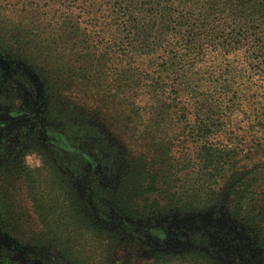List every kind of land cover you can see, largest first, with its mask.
I'll use <instances>...</instances> for the list:
<instances>
[{
  "label": "trees",
  "instance_id": "trees-1",
  "mask_svg": "<svg viewBox=\"0 0 264 264\" xmlns=\"http://www.w3.org/2000/svg\"><path fill=\"white\" fill-rule=\"evenodd\" d=\"M0 17V50L43 83L40 114L20 129L9 169L28 185L43 226L30 242L89 264L78 232L105 248L107 264L119 235L98 217L155 222L212 208L250 226L264 257V0H0ZM74 83L112 101L135 147L102 140L106 167H94L97 128L88 120L69 122L79 136L68 150L41 135L47 121L65 120L59 99ZM87 161L95 164L84 175ZM63 211L56 226L52 213ZM11 217L0 198L2 230ZM188 233L191 246L158 249L144 264H226L208 250L207 232Z\"/></svg>",
  "mask_w": 264,
  "mask_h": 264
},
{
  "label": "rangeland",
  "instance_id": "rangeland-1",
  "mask_svg": "<svg viewBox=\"0 0 264 264\" xmlns=\"http://www.w3.org/2000/svg\"><path fill=\"white\" fill-rule=\"evenodd\" d=\"M18 7L19 5L17 9ZM16 19L18 24L20 21L18 14ZM1 21L2 17H0ZM6 24L0 27H5ZM10 36L11 34L8 33L7 37L10 38ZM0 69L4 73L1 79L4 91L0 94V198L9 202L12 215L10 223L5 225V231L0 232V264H39V260L43 264H69L62 258L53 243L48 242V246H45L30 242L34 233L41 231L43 226L33 208L28 185L17 181L16 167L9 170L10 164L17 158L20 129L34 120L40 112L39 105L35 106L37 103L34 101L38 94L37 88L39 92H43V83L37 72L21 61L16 54L3 50H0ZM79 86V83H74L73 89L62 93V98L59 99L60 102H65L63 105L66 109L65 120L62 121V115L58 117L61 120L56 118L47 121L49 134L45 135L42 131L41 135L47 142L56 143L59 147L63 146V150H68L67 147L70 149L73 145L72 141L79 136L74 133V128L68 129L69 122L75 124L88 120L90 125L96 124L95 143L100 156H97L94 167L103 168L106 167L104 163L107 161H101L105 158V144L101 143L102 140L107 143L116 142L118 147L126 146L125 149L135 147L128 145L127 133L117 116L113 114L112 101L103 103L102 94L97 92L86 94ZM104 105L107 106L106 109L100 110ZM32 122L34 124V121ZM56 134H59L61 138ZM87 137L92 138L88 135ZM28 161L32 166L41 165V160L37 156H30ZM91 163L88 161L83 163L84 175L90 173V166L95 164ZM105 178L106 183L111 182L109 177L105 176ZM78 181L81 185L82 178ZM258 197L263 198L262 195ZM259 202L257 200L254 203ZM17 214L21 219L20 222H17ZM63 214H65L64 211L52 213V220L56 226L60 223L59 220L67 219ZM98 219L104 222L108 229L119 235L118 243L112 249L106 250L107 253L112 252L113 256L107 264H144L152 261L153 254L158 249L188 248L191 246L188 232L198 229H203L209 234L211 243L210 248L207 247L208 250L226 264H264V257L256 243L254 230L239 220L240 218L222 209L211 208L205 212L162 216L155 222L133 221L113 211L106 218L98 217ZM63 224V226L68 225L66 228L70 230L76 229L74 225L67 222ZM149 225L152 227L150 230L146 227ZM71 234L75 235L74 239L79 240V250L84 253L89 264H106V259L103 257L105 248L99 247L98 241L86 240L78 232Z\"/></svg>",
  "mask_w": 264,
  "mask_h": 264
},
{
  "label": "flooded vegetation",
  "instance_id": "flooded-vegetation-1",
  "mask_svg": "<svg viewBox=\"0 0 264 264\" xmlns=\"http://www.w3.org/2000/svg\"><path fill=\"white\" fill-rule=\"evenodd\" d=\"M20 70H22V69H20ZM17 71H19V68L17 67ZM23 74H26V72L24 73L23 71H21ZM4 77V73H3V71L0 69V94L4 91V86L2 85V78ZM37 92H38V94H37V98L39 99V98H41L42 97V94H43V92L41 91V92H39L38 91V88H37ZM36 98V100L34 101L35 103H37L35 106H38L39 105V103H38V99ZM38 109L41 111V109H40V107L38 106ZM19 111H21V109L19 110ZM39 114H40V112L38 113V115H36V117L37 116H39ZM13 118H14V116H13ZM33 120H31V126H33L34 124H33V122H32ZM44 125H46V123L44 124ZM0 232H4V230H2V228L0 227ZM39 264H43V262L41 261V260H39Z\"/></svg>",
  "mask_w": 264,
  "mask_h": 264
}]
</instances>
